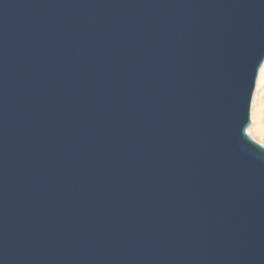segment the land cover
<instances>
[{
  "label": "water",
  "instance_id": "1",
  "mask_svg": "<svg viewBox=\"0 0 264 264\" xmlns=\"http://www.w3.org/2000/svg\"><path fill=\"white\" fill-rule=\"evenodd\" d=\"M263 59L264 0H0V264H264Z\"/></svg>",
  "mask_w": 264,
  "mask_h": 264
},
{
  "label": "bare ground",
  "instance_id": "2",
  "mask_svg": "<svg viewBox=\"0 0 264 264\" xmlns=\"http://www.w3.org/2000/svg\"><path fill=\"white\" fill-rule=\"evenodd\" d=\"M246 133L264 147V59L259 66L249 107Z\"/></svg>",
  "mask_w": 264,
  "mask_h": 264
}]
</instances>
